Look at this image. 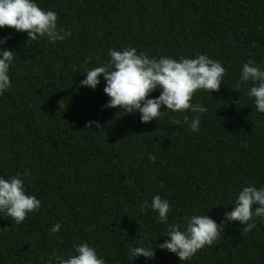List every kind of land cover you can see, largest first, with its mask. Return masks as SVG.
Here are the masks:
<instances>
[{
	"label": "trees",
	"instance_id": "16d2710c",
	"mask_svg": "<svg viewBox=\"0 0 264 264\" xmlns=\"http://www.w3.org/2000/svg\"><path fill=\"white\" fill-rule=\"evenodd\" d=\"M36 2L72 34L49 44L0 29V37H10L4 46L18 54L12 86L0 96V176L29 171L26 190L42 203L19 225L0 214V264H47L53 251L67 254L80 242L96 247L106 264H181L158 248L154 260L131 261L127 249L141 240L155 248L168 239V224L185 216L219 222L242 186L264 185V114L255 111L247 86L233 89L243 62L264 65V0ZM127 46L150 58L201 53L222 62L219 90L193 96L208 107L199 132L183 123L191 112L142 123L138 114L102 107V78L95 90L80 86L82 71L106 61L109 48ZM91 120L100 129L86 128ZM157 194L170 202L167 224L151 210L140 212ZM57 222L62 228L51 234ZM191 264H264V223L257 220L247 234L239 222L226 224Z\"/></svg>",
	"mask_w": 264,
	"mask_h": 264
},
{
	"label": "clouds",
	"instance_id": "9594fccd",
	"mask_svg": "<svg viewBox=\"0 0 264 264\" xmlns=\"http://www.w3.org/2000/svg\"><path fill=\"white\" fill-rule=\"evenodd\" d=\"M4 27L25 32L32 41L46 38L49 44L62 42L72 34L71 30L58 28V14L41 8L36 0H0V29ZM8 39L9 36L0 37V96L12 86L10 67L18 56L14 50L4 46ZM107 57L100 66L82 71L86 75L79 82L81 87L95 90L103 79V93L108 100L102 107H118L125 114H138L142 123H149L153 119L158 121L167 112H191L195 115L191 120L184 115L183 123L193 133L200 131L201 114L208 111L207 106L198 101L192 102L194 94L198 91L209 94L218 91L224 84L223 78L227 72L221 61L201 53L178 59L164 55L150 58L135 47L127 46L109 48ZM242 86H247L246 95L255 111L264 114V65L253 59L243 62L233 89L240 92ZM157 91L159 95L152 97L151 94ZM162 106L164 111H161ZM171 123L179 125L180 121L172 120ZM91 126L97 129L101 127L96 120L88 121L85 125L86 128ZM143 155L141 153L140 157ZM147 159L155 162L157 157L148 153ZM29 175V171H24L8 178L0 176V214L10 217L17 225L42 207L41 200L26 190L25 177ZM230 206L231 210L226 211L219 222L207 214H192L183 217L180 223L168 224L164 235L168 239L156 244L155 248L152 241L149 246L141 240L138 246L128 247L127 256L131 261L144 257L147 262L155 259V249L158 248L175 254L181 264H191L200 250L213 246L220 239L226 224L239 222L243 233L247 234L256 227L257 220L264 223V185L242 186ZM139 209L142 214L153 211L158 223L167 224L171 205L168 199L157 194L150 203H141ZM61 228L62 225L57 222L49 232L56 234ZM47 264H106V261L96 247L88 242H80L73 244L72 251L67 254L53 251Z\"/></svg>",
	"mask_w": 264,
	"mask_h": 264
}]
</instances>
